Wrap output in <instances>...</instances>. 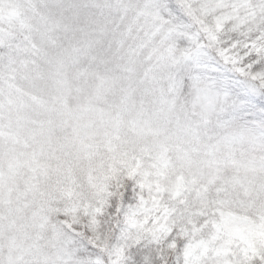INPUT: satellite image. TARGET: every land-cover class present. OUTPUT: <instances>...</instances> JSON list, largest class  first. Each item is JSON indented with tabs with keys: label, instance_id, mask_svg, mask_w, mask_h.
<instances>
[{
	"label": "snow or ice",
	"instance_id": "snow-or-ice-1",
	"mask_svg": "<svg viewBox=\"0 0 264 264\" xmlns=\"http://www.w3.org/2000/svg\"><path fill=\"white\" fill-rule=\"evenodd\" d=\"M0 264H264V0H0Z\"/></svg>",
	"mask_w": 264,
	"mask_h": 264
}]
</instances>
